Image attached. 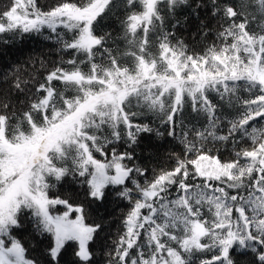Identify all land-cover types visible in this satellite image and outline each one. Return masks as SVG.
<instances>
[{"label": "snow or ice", "instance_id": "1", "mask_svg": "<svg viewBox=\"0 0 264 264\" xmlns=\"http://www.w3.org/2000/svg\"><path fill=\"white\" fill-rule=\"evenodd\" d=\"M137 3L142 11H133ZM161 4L172 16L189 0H123L130 14L120 38L95 33L117 0L63 2L47 12L36 0H11L0 12V34L22 38L48 30L46 38L61 51L85 57L69 59L70 70L57 66L42 80L28 73L24 79L14 70L4 81L0 264H41L13 235L22 230L25 214L36 233L52 238L44 264H60L69 242L77 244L71 264H93L90 242L103 231L102 224L85 222L84 205L49 195L56 182L68 178L86 186L90 201L102 204L114 186L117 197L132 204L123 233L106 253L107 264H237L236 251L251 254L249 264H264V126H256L264 122V0L197 3V13L206 9L220 26L215 33L219 46H208L203 54H189L165 27ZM59 28L73 33L71 39ZM118 39L130 50H122ZM85 64L87 71L81 68ZM13 93L24 99L14 103ZM213 93L237 115H223ZM186 106L204 119L202 127L185 123ZM154 122L170 138L179 126L184 158L173 153V168L141 183L137 177H145L148 169L125 161L135 160L134 146L142 135H163ZM244 139L251 147L235 150L233 159L214 154L217 144L237 145ZM121 141L133 150L112 148L111 159L95 157H107V146ZM58 205L67 210L56 214Z\"/></svg>", "mask_w": 264, "mask_h": 264}, {"label": "trees", "instance_id": "2", "mask_svg": "<svg viewBox=\"0 0 264 264\" xmlns=\"http://www.w3.org/2000/svg\"><path fill=\"white\" fill-rule=\"evenodd\" d=\"M11 0H0V12L6 9ZM63 2H71L81 5L87 0H36L37 7L47 12ZM204 2V0H189V5H180L176 8L175 14L168 15L167 8L161 4L162 15L166 16L165 27L174 32L177 40L182 41L188 48L189 54L198 53L203 54L208 46L216 44L219 46L220 41L216 39L215 33L220 30V26L216 19H213L206 9H199L198 13L195 9L197 3ZM135 12L142 11V5L137 3L133 9ZM130 13L123 6V0H117V6L113 8L112 12L104 16L103 20L95 26V33L98 35L110 33L113 37L120 38L123 35L122 22L126 20ZM179 21V25L176 22ZM207 28H203V25ZM254 27V25L252 26ZM58 31L63 33L65 39H71L73 33L67 29L59 28ZM208 32V35L201 34ZM50 35L48 30H44L41 34L24 35L22 38L18 35L13 37L9 34H0V92H7L8 84L5 80L11 79V74L14 70H19L24 79H28L25 73L37 76L42 80L43 76L48 71H51L57 66H63L70 70V66L66 63L69 59L77 57L78 60H83L85 57L77 56L76 53L68 50L61 51L60 45L54 40L47 39ZM118 45L122 50L128 51L121 40L118 39ZM155 51V50H154ZM124 66L131 68L132 62L125 60ZM43 64V68L41 65ZM82 70L87 71L88 65H81ZM56 87L63 90L59 82H55ZM72 95V93H66ZM239 95L242 98H248L249 93L241 91ZM24 97H16L12 94V100L15 103L17 100H23ZM214 102L220 103L215 94H212ZM220 109L223 115L229 119L237 115L235 109L228 108L223 103H220ZM185 123L191 127L193 125L202 127L205 123L202 117H195L191 113L190 106H186ZM148 122V121H142ZM256 126H264V122H257ZM153 127H159V131L163 133L162 136L155 134H144L140 137L139 143L134 146L135 160L125 161L130 166L135 164L139 167L148 169L145 177H137L141 183L145 180H151L154 174H159L162 170H170L175 166V160L170 159V156L175 153L181 158H184L183 144L180 143V128L177 126V135L175 138L167 136L166 128L159 126L158 122L153 123ZM227 125L222 130L226 132ZM238 141L239 137L236 138ZM251 141L244 139L237 145L231 143L227 145L217 144L218 153L223 161H229L234 158V151L240 148H250ZM115 148L117 153L132 151V147L127 146L123 141L108 145L106 152L107 157L94 153L97 159L102 161L111 159V150ZM188 158H194L189 156ZM131 187V185H129ZM118 189L110 186L106 190V199L101 204L96 201H90L86 195V186L79 181H73L71 178L55 183V187L50 189V196H58L61 199H66L73 206L84 205L86 209L85 222L102 224L103 231H101L96 238L90 242L91 251L95 254L93 264H107L108 253L112 249L113 242L116 241L123 233V220L132 207V204L125 199H120L116 195ZM136 198V197H134ZM62 207L64 205H61ZM60 207V205L56 206ZM75 212L71 213L74 214ZM22 230L16 229L13 235L22 239L25 246L29 249V255L41 260V264L45 262V251L52 243L50 235H41L34 231L30 218L27 214L21 217ZM77 249L76 242H69L63 250L60 264H71L75 260L74 252ZM134 254V253H133ZM206 255H211L206 254ZM233 259L237 264H249L251 254H244L236 251L232 253ZM198 264V261H197Z\"/></svg>", "mask_w": 264, "mask_h": 264}, {"label": "rangeland", "instance_id": "3", "mask_svg": "<svg viewBox=\"0 0 264 264\" xmlns=\"http://www.w3.org/2000/svg\"><path fill=\"white\" fill-rule=\"evenodd\" d=\"M66 210L67 209L65 208V206L62 207L61 205H60V207H55V209H54L56 214H62ZM76 215H77V213H74V214L70 213V218L75 219Z\"/></svg>", "mask_w": 264, "mask_h": 264}]
</instances>
